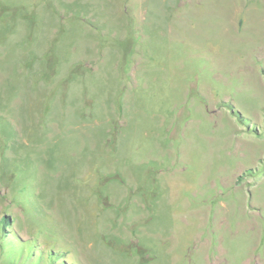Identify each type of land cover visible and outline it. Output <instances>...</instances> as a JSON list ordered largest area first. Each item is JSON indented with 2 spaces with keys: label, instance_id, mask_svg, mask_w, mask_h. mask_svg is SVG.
Segmentation results:
<instances>
[{
  "label": "rangeland",
  "instance_id": "374dc122",
  "mask_svg": "<svg viewBox=\"0 0 264 264\" xmlns=\"http://www.w3.org/2000/svg\"><path fill=\"white\" fill-rule=\"evenodd\" d=\"M0 264H264V0H0Z\"/></svg>",
  "mask_w": 264,
  "mask_h": 264
}]
</instances>
